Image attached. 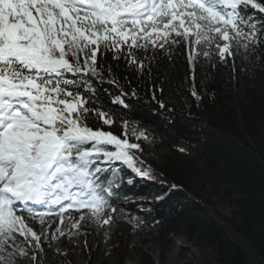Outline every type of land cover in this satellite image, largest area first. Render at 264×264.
Listing matches in <instances>:
<instances>
[{"label": "snow or ice", "instance_id": "6c2138e0", "mask_svg": "<svg viewBox=\"0 0 264 264\" xmlns=\"http://www.w3.org/2000/svg\"><path fill=\"white\" fill-rule=\"evenodd\" d=\"M261 43L264 0H0V264L27 254L19 237L40 247L24 213L43 223L74 209L110 226L117 209L105 174L118 163L148 174L129 140L144 132L127 121L120 135L105 128L117 117L97 106L96 85L121 87L105 57L144 71L149 51L183 45L194 65ZM127 95L121 88L112 103L127 107Z\"/></svg>", "mask_w": 264, "mask_h": 264}, {"label": "trees", "instance_id": "16d2710c", "mask_svg": "<svg viewBox=\"0 0 264 264\" xmlns=\"http://www.w3.org/2000/svg\"><path fill=\"white\" fill-rule=\"evenodd\" d=\"M187 55L183 45L155 58L149 51L144 71L112 61L111 54L104 58L121 86L96 85L97 106L117 117L105 128L120 135L127 121L144 132L147 139L129 133V140L140 144L131 154L148 174L116 164L114 175L105 174L114 181L112 224L96 229L85 219L80 226L92 228L97 239L108 231L117 264L127 257L126 220L160 237L185 235L213 249L217 264H264V43L241 48L226 62L199 56L192 65ZM121 88L127 107L112 103ZM132 197L141 200L124 203ZM213 197L226 201L234 217L222 215ZM18 243L31 249L23 237ZM27 264L72 262L64 254Z\"/></svg>", "mask_w": 264, "mask_h": 264}, {"label": "rangeland", "instance_id": "374dc122", "mask_svg": "<svg viewBox=\"0 0 264 264\" xmlns=\"http://www.w3.org/2000/svg\"><path fill=\"white\" fill-rule=\"evenodd\" d=\"M182 148L186 149V146L183 145ZM212 199L222 215L230 219L234 217V210L226 201L218 197ZM138 201L139 198L132 197L124 203L136 204ZM81 214L69 209L63 213L62 220L53 214L45 216L43 223L38 218H29L27 214L26 223L41 237L40 247H35L33 241L31 249L25 250L26 255H17L15 264L36 262L43 257L54 259L64 254L72 264H117L109 254L114 238L108 235L107 230H104L105 235L102 238L97 239L92 235V228L86 225L84 228L73 226L77 222L80 225ZM92 225L96 229L102 228L95 222ZM123 227L127 230V257L123 264H217L213 249L200 247L185 235L160 237L157 232L127 220Z\"/></svg>", "mask_w": 264, "mask_h": 264}, {"label": "bare ground", "instance_id": "6f19581e", "mask_svg": "<svg viewBox=\"0 0 264 264\" xmlns=\"http://www.w3.org/2000/svg\"><path fill=\"white\" fill-rule=\"evenodd\" d=\"M39 210H41V209H39ZM23 215H24V216H25V218H26L27 214H26V213H24Z\"/></svg>", "mask_w": 264, "mask_h": 264}]
</instances>
